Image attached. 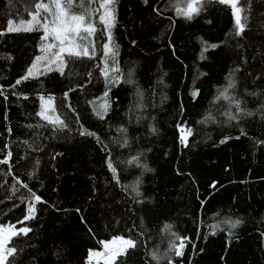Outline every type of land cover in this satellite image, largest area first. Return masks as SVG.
<instances>
[{"label":"trees","instance_id":"1","mask_svg":"<svg viewBox=\"0 0 264 264\" xmlns=\"http://www.w3.org/2000/svg\"><path fill=\"white\" fill-rule=\"evenodd\" d=\"M39 2L0 0V226L31 229L7 264H88L115 238L135 242L115 264H264V0H238L240 35L219 0L192 19L186 0H115L110 43L95 22L94 55L21 79L44 33L8 27Z\"/></svg>","mask_w":264,"mask_h":264},{"label":"snow or ice","instance_id":"2","mask_svg":"<svg viewBox=\"0 0 264 264\" xmlns=\"http://www.w3.org/2000/svg\"><path fill=\"white\" fill-rule=\"evenodd\" d=\"M95 2V0H90V3ZM115 0H103L102 3H100L99 8L103 9L102 13L99 15V20L102 24L106 26V28L109 31L108 39L109 43L111 42V27L114 24V8L112 5H114ZM147 2V0H145ZM221 4H229L231 8L233 9V15L235 16L236 25L238 27L237 35H240L243 32V25L241 24V17L240 13L242 11L241 8L237 7L238 0H219ZM74 3L80 4V7L83 8V12L80 14H73L71 12V8ZM202 3V0H186L184 7H177L176 12L178 15L184 16L187 19H192L194 14H198L200 11V5ZM36 12L33 15V20H38L40 17L41 11L50 13L53 16V19L49 22V24L41 25L44 29V34L41 37L42 40H47L49 36L51 35L53 39L56 41H59V51L55 53V58L52 61V63H55L56 61H60V65H58L57 70L61 71L63 73V53L67 52L69 56L75 55H94L95 49H92V52H89V46L85 43H77L76 41H87L89 37L93 36L95 34L96 28L94 24L91 22V17L89 15V9L85 8L82 0H66V3L62 2V0H49L48 3H45L44 0H40L39 3L35 5ZM55 9V10H53ZM18 28H13L9 26L8 31H19ZM25 30H31V29H25ZM65 42H67V47H65ZM56 47L55 44H48L41 48V51L47 52L50 51L52 48ZM212 47H215V45H212ZM104 55L107 58L109 53L114 57L115 51H113L109 44L104 45ZM38 61L45 59V57H37ZM105 63H107V59L105 60ZM37 65L34 63L31 68L28 69V74L25 77H22L21 79H28L30 76L33 75V69H35ZM115 71H119L118 69H114ZM105 75H107V69H105ZM17 84L21 83V80L16 81ZM232 85L230 84L229 87ZM107 95V93H105ZM197 95V93H193V96ZM43 100V97L41 98ZM51 101L52 98L49 97L47 104L48 107L45 108L42 106L41 111L38 113V115L45 120H48L50 123H58L60 125H63V121L59 119V117L52 118L47 113L49 110L54 111V109H51ZM238 107V105H237ZM98 115H101L100 113H97ZM101 118L103 116L101 115ZM231 118V117H230ZM181 136L180 140L181 143L186 144L187 137L191 135V129H188L185 131L183 127L180 128ZM86 134V133H81ZM89 135H94L92 133H87ZM224 141H222L223 143ZM9 155H11L9 153ZM0 162H6V161H0ZM108 168L113 172L114 178L116 174V169L113 167L112 163L109 161ZM117 182H119L117 180ZM215 187V185H213ZM34 199L36 201H40V197L35 196ZM35 208L30 207L29 208V216L25 217V219L32 218L34 215ZM240 223L239 220L233 222L231 224V227H236ZM170 225H165V229H170ZM31 231L30 228L23 227L19 229H15L14 226H10L7 229L0 228V264H7L8 257L15 254L16 249L15 247H8V244L11 241V238L13 236L17 235H27ZM214 234V233H213ZM177 240L179 241V244L173 243L171 245L172 249L175 250V254L177 256L183 255V249L185 247V239L177 237ZM112 244H115L116 241H112ZM119 243L122 245V247L118 248H112L109 243H104V252H89V261L92 260L94 256L100 257L103 256L107 262V264H115V260L120 255H123L127 248L135 247V242L132 240H123L122 238L119 240ZM155 258V257H154Z\"/></svg>","mask_w":264,"mask_h":264},{"label":"rangeland","instance_id":"3","mask_svg":"<svg viewBox=\"0 0 264 264\" xmlns=\"http://www.w3.org/2000/svg\"><path fill=\"white\" fill-rule=\"evenodd\" d=\"M44 2L48 3L49 0H44ZM62 2L66 3V0H62ZM102 2H103V0H95V2L90 3V6L88 8L89 9V15L91 17V22L94 24V26H95V22L102 24L99 20V15L103 11V9L99 8L100 3H102ZM77 4L78 3H74L73 6H76ZM83 4H85V3H83ZM112 7L114 8V5H112ZM53 10H55V9H53ZM35 12H36V10H35ZM35 12L30 15V17L27 21L19 22V23H11L9 26H11L13 28H18V29H20L19 31H30V30H25V29H31V30L41 29L44 33V29H43V27H41V25L49 24V22L53 19V16L50 13H46V12L41 11V14H40V17L38 18V20H33V15L35 14ZM104 27H106V26L104 25ZM106 30H107V39H108L109 31L107 28H106ZM76 42L88 44V46L90 47L92 45V43L94 42V35L89 37V39L87 41H83V42L76 41ZM48 44H55L56 47L52 48L50 51H47V52L41 51V53L37 57H45V59L38 61L36 59L37 57L35 58L33 64L35 63L37 65V67L35 69H33V75L30 76L29 78H36V77H39V76H41L47 72H51V71H59V70H57V67H58V65H60L61 62L56 61L55 63H52V61L55 58V53H57L59 51V47H60L59 41H56L50 35L49 38L47 40H45L43 47L48 45ZM65 47H67V42H65ZM62 55H63V70H64V68L66 66V58L69 55L67 54V52L63 53ZM59 72H61V71H59ZM47 101H48V98H43V100L41 99V109H42V106L45 108L48 107ZM51 109H53V101H51ZM47 114L52 118L57 117V116H55V114L52 110H49ZM9 227H10V225L0 226V228H4V229H7ZM15 229H19V228L15 227ZM120 239L121 238H115L111 241L103 242L101 244L100 250H97L94 252L103 253L104 252V243H109L112 248L122 247V245L119 243ZM122 239L127 240L124 238H122ZM114 240L116 241V243L112 244L111 242ZM88 257H89V255H88ZM87 262H88V264H107V262L103 256H100V257L94 256L91 261H89V259H88Z\"/></svg>","mask_w":264,"mask_h":264}]
</instances>
